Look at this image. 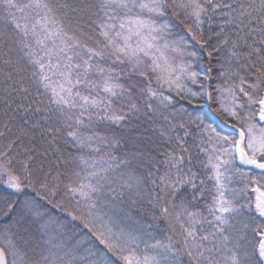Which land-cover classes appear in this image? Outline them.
Wrapping results in <instances>:
<instances>
[{"label":"snow or ice","instance_id":"6c2138e0","mask_svg":"<svg viewBox=\"0 0 264 264\" xmlns=\"http://www.w3.org/2000/svg\"><path fill=\"white\" fill-rule=\"evenodd\" d=\"M0 264H264V0H0Z\"/></svg>","mask_w":264,"mask_h":264}]
</instances>
